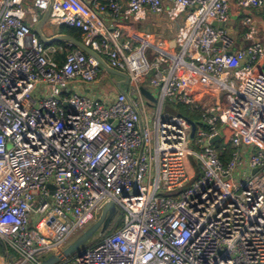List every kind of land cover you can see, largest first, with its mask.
Returning a JSON list of instances; mask_svg holds the SVG:
<instances>
[{
  "label": "built area",
  "instance_id": "1",
  "mask_svg": "<svg viewBox=\"0 0 264 264\" xmlns=\"http://www.w3.org/2000/svg\"><path fill=\"white\" fill-rule=\"evenodd\" d=\"M126 1L132 21L182 19L176 49L134 45L119 0H0V264H42L109 201L121 226L54 264H264V0ZM46 12L128 75L126 94L69 86L107 72L75 46L58 62L34 32ZM179 106L199 115L192 139Z\"/></svg>",
  "mask_w": 264,
  "mask_h": 264
},
{
  "label": "crops",
  "instance_id": "2",
  "mask_svg": "<svg viewBox=\"0 0 264 264\" xmlns=\"http://www.w3.org/2000/svg\"><path fill=\"white\" fill-rule=\"evenodd\" d=\"M126 2V0H119L122 14L119 16L118 25L124 35L132 36L134 45L139 43V39L149 34L154 39L164 41L170 50L176 49L174 35L182 19L172 22L167 19L164 13L160 15L148 13L144 19L132 21L131 18L126 17L123 14V11L126 8ZM231 10V18L227 23L226 28L228 33L234 37L235 45H239L241 37H243V27L239 21L242 11H239L233 2L231 3ZM106 23L111 26L113 22L110 19H106ZM44 26L46 33L42 32L46 35V37L55 35V28H52L49 25ZM257 37L260 38L261 42H264V26L260 27ZM148 54L153 56L152 48L147 49V55ZM121 81H123L121 77L105 73L100 75L93 83L73 81L69 84V86L84 95L103 98L107 97L109 94L115 95L121 92L117 87ZM104 83H108L112 86L107 89L104 87Z\"/></svg>",
  "mask_w": 264,
  "mask_h": 264
},
{
  "label": "water",
  "instance_id": "3",
  "mask_svg": "<svg viewBox=\"0 0 264 264\" xmlns=\"http://www.w3.org/2000/svg\"><path fill=\"white\" fill-rule=\"evenodd\" d=\"M48 17V12H46L39 23L35 26L34 32L39 38V40L44 43L45 45H50L55 41H63L71 43L73 46H75L77 49L81 50L85 54L93 57L97 63L100 65L101 68L104 69L107 73L111 75H116L122 78L123 81L117 86L119 91L126 94L129 78L128 75L124 72L118 71L110 67L106 61L99 56L97 53H95L93 50H91L88 46H86L83 42H80L70 35L67 34H55L51 37H46V35L42 32V27L46 23ZM218 24L216 22H213V26H217ZM140 92L150 101H154L153 95L144 87L140 88ZM189 124L191 126L190 130V138H193L194 131H195V124L192 120H189ZM219 139V136H215L210 140V142H214ZM49 188L52 190V185H49ZM117 212L116 206L112 201H109L104 204V206L101 208L100 213L97 217V219L90 224L85 230H83L80 234H78L72 241L64 248V250L57 254V255H51L45 259L42 260V264H54L60 260H62L65 257L70 256L71 254L77 252L79 250V247L83 245L94 233L99 232V234L102 236L105 231H107L109 225L111 224L112 219L114 218L115 214Z\"/></svg>",
  "mask_w": 264,
  "mask_h": 264
},
{
  "label": "trees",
  "instance_id": "4",
  "mask_svg": "<svg viewBox=\"0 0 264 264\" xmlns=\"http://www.w3.org/2000/svg\"><path fill=\"white\" fill-rule=\"evenodd\" d=\"M60 33L70 35L71 37H73L74 39H76L80 42H83V40H84L83 39V32L78 28L59 26L56 28L55 34H60ZM50 45L61 48L54 55V57L56 58V60L58 62L62 61L66 52H68L69 50H72L74 48V46H67L66 43L63 41H55ZM178 109H179V112L182 115L186 116L189 120L196 121L199 117L198 113L190 111V109H188L186 106H179ZM232 150L233 149L231 148V146L229 144L226 145V149H225L223 155L221 156V160L223 162H226L228 160ZM114 218H115V229L114 230H116L117 228H119L121 226V215L119 213H116ZM1 249H2V247L0 244V250Z\"/></svg>",
  "mask_w": 264,
  "mask_h": 264
},
{
  "label": "rangeland",
  "instance_id": "5",
  "mask_svg": "<svg viewBox=\"0 0 264 264\" xmlns=\"http://www.w3.org/2000/svg\"><path fill=\"white\" fill-rule=\"evenodd\" d=\"M42 31H43L44 33H46V32H45V26H43ZM48 46H49V45H45L46 48H48ZM147 57H148V60L151 62V61H152V56H150V55L148 54ZM150 75H151V72L149 73L148 76H150ZM111 86H112V85H110V84H108V83H104V87L107 88V89L110 88ZM146 105H147L150 109H154V103L149 102V101H146ZM164 110L167 111V112H169V111H168L169 108H168L167 105H166V107H165ZM169 113H171V114H177V111H171V112H169ZM189 159H190V163H191L192 167L195 168V167H196V160H195V158H193L192 156H189ZM236 177H237L238 179H242V171H241V169H238V170H237V172H236ZM114 229H115V218L112 219L111 224L109 225L107 231H106L102 236L99 234V232L94 233V234H93V235H92V236H91V237H90V238H89V239H88L83 245H81V246L79 247V250H82V249H84V248H87V247L93 245L95 242L99 241L104 235L113 232ZM1 254H2V251L0 250V258H1Z\"/></svg>",
  "mask_w": 264,
  "mask_h": 264
},
{
  "label": "flooded vegetation",
  "instance_id": "6",
  "mask_svg": "<svg viewBox=\"0 0 264 264\" xmlns=\"http://www.w3.org/2000/svg\"><path fill=\"white\" fill-rule=\"evenodd\" d=\"M106 232V231H105Z\"/></svg>",
  "mask_w": 264,
  "mask_h": 264
}]
</instances>
